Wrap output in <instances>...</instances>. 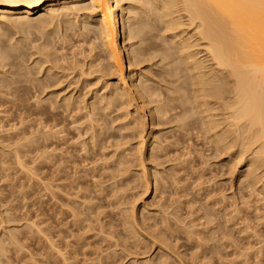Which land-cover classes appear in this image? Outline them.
Masks as SVG:
<instances>
[{"label":"rangeland","instance_id":"rangeland-1","mask_svg":"<svg viewBox=\"0 0 264 264\" xmlns=\"http://www.w3.org/2000/svg\"><path fill=\"white\" fill-rule=\"evenodd\" d=\"M70 12L38 9L30 20L0 22V74L19 79L0 96L12 112L21 104L0 114V264H264V165L229 128L227 98L221 105L196 91V70L179 55L163 12L141 0L117 8L139 32L121 45L143 49L130 66L124 53L132 98L108 70L107 45L96 35L100 11ZM222 106L223 119L215 111Z\"/></svg>","mask_w":264,"mask_h":264},{"label":"bare ground","instance_id":"bare-ground-1","mask_svg":"<svg viewBox=\"0 0 264 264\" xmlns=\"http://www.w3.org/2000/svg\"><path fill=\"white\" fill-rule=\"evenodd\" d=\"M84 1L85 0H0V22L6 21L9 23V21L10 22H17V21L30 20L31 18H30L29 14L30 13L32 14V12L34 10H38V9H43L44 11L48 12L49 14H55L57 16L58 13L68 14L70 11H73V10L78 11V10L84 9L86 7H89V6L93 7L94 9H96L97 11H100V13H101L97 17L99 24L97 23L98 29H97L96 35L101 38L104 45L105 44L107 45L106 48H105V46H104V48H105V51H106L107 57H108L107 61L109 60L108 61L109 64L107 66L108 70L110 69V70L114 71V73L116 72V74L119 73L118 76H119L120 86L119 85L118 86L121 87L124 95H126L129 98L134 97V96H132V97L130 96L133 94L129 93L131 91V89L130 88L128 89L129 86L128 87L126 86V83H125L126 80L124 79V77H125L124 67H125V63H126V62L124 63V61L126 60V59L124 60V53H125V51L127 53H130V55L128 56L129 66H130V65H132L133 61H135V63H136V61L139 62V61L143 60V58L139 59L140 54H143L142 53L143 49L141 47L131 48V46L133 45L131 43L130 44L125 43L122 46L120 41H121L122 37L125 39H126V37L134 38V37L138 36L139 32L136 30V28L132 24H129L126 26L125 19H123V18L120 19L119 14L116 13L117 8L119 6H121V0H90L89 4H82V3H84ZM141 1L143 3H145L147 6H150L151 9H157L158 11L163 12L161 14H163V17H165L163 20H165V22H166V25H165V27L167 26L166 29L169 30V32L176 30V31H174L175 34L171 35L173 44L175 43L173 41L174 40L173 35L179 36V39H176L177 41L175 40L177 42V45H178L177 47H178L179 55H182L184 63H186L188 65L189 70H191V72L196 70V73L195 72L193 73V77L198 79V80L192 81V82L195 81V85H194V83H192L194 86L199 87V88L196 87L197 88L196 91H198V92L200 91L202 94L204 93V95H203L204 97L209 96V99H210V97H213V98L217 97L216 101H218L220 98L219 101H220L221 105L224 104V103H222L221 99L225 101L227 98V100L225 101L224 107L226 108V110H228V114L226 113L227 111L225 110V108L223 106H222V108H224V109H222V111L221 110L219 111V109H218V111L215 110L216 113L221 112L223 114L226 111L225 112L226 114L225 113L224 114L227 115L228 117H226L224 114L220 115V116H222V119L224 118L223 116H225L226 119L229 120V123L226 121V123L229 124V128L234 130V131L235 130L240 131L242 136L244 135L243 139H241V140H243L242 144L244 146H246L245 149L248 147V150L250 149V151H251V149L253 150V148H249V147L255 146L254 150L252 151L255 153V154L253 153L255 157L251 156V158L253 157L256 159V161L255 160L254 161H255V163L258 164V166L264 165V0H141ZM57 3L62 4L60 9L56 7ZM23 14H25V15H23ZM58 17H59V15H58ZM85 17L87 18V16H85ZM122 17H123V15H122ZM183 25L190 26L188 31L185 33V35L183 32H185L186 28H188V27L183 26ZM122 26H123V30L121 31L120 27H122ZM181 26L185 27V29H182ZM179 28H181V29H179ZM186 35H188V36H186ZM170 40H171V38H170ZM131 42H132V40H131ZM193 47H196V48L198 47V49H193ZM200 47H202V48H200ZM145 48H147V47H145ZM167 51H168V49H167ZM202 52H204V55L201 57ZM165 53H167V52H165ZM170 53H168V54H170ZM171 54H170V56H171ZM142 57H143V55H142ZM179 57H181V56H179ZM4 59H5V57L2 54H0V65H2L1 63L4 61ZM104 65H103V67H106ZM80 71H82V73L84 72L83 69H81ZM16 72L18 73V71H16ZM110 74H112V73H110ZM112 75H114V74H112ZM18 76H19V74H18ZM116 77H117V75H116ZM17 80H19V79H17ZM17 80L16 79L12 80L10 77L2 76L0 74V95H2L4 92L2 90V88L4 86L7 87V86L13 84V81L16 82ZM132 82H134V81H132ZM174 89L175 88H173V90ZM119 90H120V88H119ZM187 93H188V90H187ZM193 93H195V90ZM202 94H199V96L197 94V96L200 98L202 96ZM124 95H121V96H124ZM110 96H111V94H110ZM183 96L185 97V94ZM187 96H189V95H187ZM204 97H203V99L206 98V97L205 98ZM228 97H229V99H228ZM122 98H125V96ZM129 98H127V100ZM169 98H170V96H169ZM169 98L168 99L164 98V99L169 101L170 100ZM193 98H195V97H193ZM164 99H163V101H165ZM203 99L201 100V102L206 100V99L205 100H203ZM212 99H211V101H213ZM155 100H157V99L155 98ZM175 100H176V98L174 99V101ZM196 100H197V98L195 100L193 99L194 102ZM5 101L6 100L2 96H0V108H1L0 114H4V115L10 114L12 112L11 110H8V108L3 106L5 104ZM128 101H126V103ZM130 101H129V103L131 104L132 102H130ZM146 102H147V100H146ZM160 102L162 103V101H160ZM160 102H159V105H160ZM171 102H173V99ZM199 102H197V103H199ZM213 102L215 103V100ZM129 103H128V105H129ZM163 103L165 104V102H163ZM180 103L181 102L176 103L177 106H174V107L169 106L170 104L168 106L171 108V110L175 109L176 107H177V110H179L178 106L180 105ZM207 103H209V100ZM207 103H206V105L205 104L204 105L206 107L210 106ZM210 103L212 104V102H210ZM132 104L134 105V103H132ZM157 104H158V101H157ZM173 104H174V102H173ZM200 104H202V103H200ZM200 104L198 105V109L200 108L199 107ZM186 105H188V104H186ZM186 105L184 104V108L188 107ZM191 105H192V103H191ZM213 105L217 106L216 104H213ZM218 106H219V103H218ZM206 107H204V108H206ZM159 108H160V106H159ZM216 108H218V107H214V109H216ZM20 109H21V104L19 103L18 105L15 106L14 112L17 113L18 111H20ZM168 109L169 108H167V106L164 105L163 110L167 111ZM198 109H195V111H193V113L194 112L196 113V110H198ZM209 109H208V111H209ZM214 109L212 108L211 111L213 112ZM157 110L159 112V109H157ZM150 111H151V109H150ZM173 111H174V113H176L175 110H173ZM182 111H183V109H182ZM205 111H206V109H205ZM205 111H203V114L205 113ZM14 112H12V113H14ZM152 112L154 114V111H152ZM198 112H199V110H198ZM201 112H202V110H201ZM164 113H170V112H164ZM178 113H179V111H178ZM211 113L209 114L207 112V114L206 113L205 114L207 116L208 114L211 115ZM213 113H212V115H213ZM137 114L138 113H136V115ZM134 115H135V113H134ZM157 115H159V114H157ZM199 115L200 114H198V116ZM97 116H98V114H97ZM154 116H155V114H154ZM175 116L173 115V117H175ZM204 116L205 115H203V117H202L203 120H201V121H203V123H204ZM139 117H140V119H144V121H145V118L143 116L141 117L140 115H138V119H139ZM152 117L153 116L151 114V118ZM180 117H181V115H180ZM197 117H195V118H197ZM216 117H219V116L217 115ZM216 117H215V121H216ZM134 118L135 117H133V119ZM138 119L135 120V123ZM153 119H152V121H153ZM159 119H161V118H159ZM176 119H178V117ZM219 119H217L216 122H218ZM226 119H224V120H226ZM190 120H192V119H190ZM190 120H189V122H190ZM196 120L194 122H196ZM211 120H213V119H210V121ZM224 120H222V121L224 122ZM178 121H180V120H178ZM208 121L209 120H207V122ZM213 121L210 123L212 124ZM139 122L141 124L142 121L139 120ZM194 122H193V124H194ZM198 122H196V123H198ZM152 123H155V122L153 121ZM190 123H188V124L190 125ZM204 124H202V126ZM214 124H213V126H214ZM221 124H223V123H221ZM191 126L192 125H190V127ZM220 126L221 125H219V127ZM143 127L144 126L142 125L141 128H143ZM210 127H209V129H210ZM219 127L217 125V128L215 127L216 130L220 129ZM223 127L227 128V126H225V124ZM207 131L209 132V130H207ZM223 131L229 132L228 129L223 130ZM212 132H210V133H212ZM214 133H216V132L214 131L212 134H214ZM220 133L221 132H218V134H220ZM223 133H225V132H223ZM237 134H235V136ZM138 135H141V132H139ZM220 136H219V138H220ZM223 136L224 135L221 136L222 139H223ZM225 136L227 137V135H225ZM225 136H224V138H225ZM237 136H239V135H237ZM237 136H236V138H237ZM212 137H213V135H212ZM229 137L233 138L234 136L233 137L229 136ZM140 138H142V137L140 136ZM215 138H217V137H215ZM222 139H221V141H222ZM226 139L227 138H225L224 141H226V143L229 145V143L227 142L228 140H226ZM219 140H218V142H219ZM229 140H231V139H229ZM241 140L239 143L242 142ZM144 141L143 142L139 141V142L142 144V143H145ZM235 142H236V140H235ZM235 142L233 139L234 144H235ZM141 144H140V147H141ZM222 144L223 143H221L220 145H222ZM217 145H216V147H217ZM225 145L226 144L224 143V147H225ZM228 145H227V147H228ZM143 146H145V145L143 144ZM221 147H223V146H221ZM235 147L236 146H234V148H233L234 151L236 150ZM225 148H224V150H225ZM222 150H219V151L221 152ZM248 150H247V154H248ZM242 151H244V150H242ZM232 152L233 151H231V153ZM238 153H241V152H238ZM238 153H237V156H239ZM141 154H142V152H141ZM226 154H228V153H226ZM244 154H246V150H245ZM235 155H236V151H235ZM133 158H134V156H133ZM228 158H231V157H228ZM232 158L234 159L235 156H233ZM241 158H243V155ZM236 159H238V158H236ZM236 159L234 161H237ZM231 161L233 162L232 159H231ZM240 162H241V160L239 158L237 163H240ZM252 162H253V160H252ZM236 164L234 163V165H236ZM255 165L253 163V166H255ZM249 167H250V164H249ZM258 169H260V167ZM262 169L264 170V167ZM254 170L255 169H253V171ZM263 170H262V174H263ZM250 171L252 172V170H250ZM259 171L255 172V173L260 174ZM248 174H249V172H248ZM144 175H146V174H144ZM256 175H252V178H254V176H256ZM244 176H247V175H244ZM249 176L247 177L248 178L247 182H249V178L251 179V176L250 177ZM258 176L259 175H257V178H258ZM260 177H261V175H260ZM247 178H245V180H247ZM254 179H253L254 182L250 180L251 181L250 183H255L256 180H254ZM261 180H263V179H261ZM260 181H258V182L260 183ZM148 184H147V186H148ZM263 184H264V182H263ZM263 184L261 181V186ZM257 185L258 184H256V186ZM250 186H252V185H250ZM253 187H251V188L253 189ZM146 188H148V187H146ZM259 188L262 190V193H263L262 188H264V187L259 186ZM253 190H255V189H253ZM255 191H257V190H255ZM260 195H261V193H260ZM262 196H264V195H262ZM232 211L234 212V210H232Z\"/></svg>","mask_w":264,"mask_h":264}]
</instances>
